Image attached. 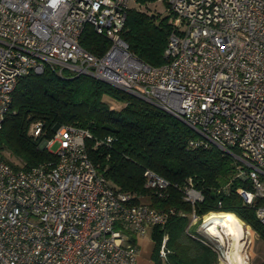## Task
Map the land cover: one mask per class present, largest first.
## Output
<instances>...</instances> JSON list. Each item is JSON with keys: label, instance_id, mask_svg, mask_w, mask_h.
I'll list each match as a JSON object with an SVG mask.
<instances>
[{"label": "built area", "instance_id": "2783aa9c", "mask_svg": "<svg viewBox=\"0 0 264 264\" xmlns=\"http://www.w3.org/2000/svg\"><path fill=\"white\" fill-rule=\"evenodd\" d=\"M130 2L0 0V130L20 77L46 67L89 76L182 121L194 134L189 148L212 146L238 163L236 176L251 185L238 190L245 205L263 198L264 0H165L171 32L158 67L121 39ZM85 26L109 41L102 55L80 46ZM43 134L41 122L29 129L35 139ZM91 138L88 129L61 125L38 145L53 160L15 170L0 159V264H139L136 240L164 227L171 210L114 191L88 157ZM96 142L109 146L112 138ZM143 176L160 195L169 186L151 170ZM183 195L192 206L202 200L191 185ZM212 214L193 210L189 220L200 223L220 260L224 253L203 228ZM255 215L264 227V205Z\"/></svg>", "mask_w": 264, "mask_h": 264}, {"label": "trees", "instance_id": "16d2710c", "mask_svg": "<svg viewBox=\"0 0 264 264\" xmlns=\"http://www.w3.org/2000/svg\"><path fill=\"white\" fill-rule=\"evenodd\" d=\"M131 1L134 4L128 7L121 39L137 59L161 66L167 62L164 51L171 32L170 16L142 8L154 0ZM79 44L100 56L109 41L85 26ZM37 122L42 123L44 134L35 139L29 129ZM57 125L90 131L92 138L85 144L88 157L114 191L130 194L133 203L146 198L153 209L171 210L164 227L151 229L153 264H217V253L206 239L186 230L193 210L198 217L210 212L230 213L249 226L259 249L253 259L259 264L264 253V227L255 212L264 205V197L245 205L238 190L250 191L251 185L248 179L236 176L238 163L212 146L189 148L194 134L182 121L100 80L69 76L66 71L59 75L46 67L41 74L30 72L17 80L10 111L0 130V159L15 170L53 160L38 145L52 136ZM108 136L112 138L109 146H95L97 140ZM3 152L14 160L6 159ZM145 170L169 183L162 195L145 187ZM189 185L202 195L194 206L183 198ZM164 236L163 260L159 249ZM130 242H135L134 237Z\"/></svg>", "mask_w": 264, "mask_h": 264}, {"label": "rangeland", "instance_id": "374dc122", "mask_svg": "<svg viewBox=\"0 0 264 264\" xmlns=\"http://www.w3.org/2000/svg\"><path fill=\"white\" fill-rule=\"evenodd\" d=\"M130 4L133 5L134 2L131 1ZM142 8L146 10L148 9L151 12H156L162 17L168 15L165 0H160V1L154 0L152 2H148L145 6H142ZM55 148L56 146L52 147V150H55ZM2 154L6 159H9L12 161L14 160V158L11 157L8 152H3ZM262 183L264 184V179H262ZM236 219L238 221L236 220L235 222L234 220L233 221L231 220L232 223L230 222L231 224H229V229L231 230L233 235H231V238L227 239L226 244H225L226 248L229 249V251L231 250L230 252L233 258L231 260V263L232 264H256L254 262L253 255L257 253L259 249L256 248V243H254L255 242L254 239H256L255 236H253L254 232H253V235H251V230H249L248 228L245 229L237 217ZM199 224H200L199 222L192 223L189 220L186 230L188 229L191 231L193 230L194 232L201 235L202 233L200 231ZM245 235L249 236V238H246ZM211 242L215 244L217 243L221 251L225 253L224 247L220 245L218 241L213 242V240H211ZM152 247L153 245L150 242L141 246V249L139 250V254H138V261L140 264H150L151 263L150 254L152 251ZM225 260H226V256L224 254L223 257L221 256L220 260L217 259V264H223ZM259 261L261 262V263L259 262V264H264V253L260 257ZM162 264H166V263L163 262Z\"/></svg>", "mask_w": 264, "mask_h": 264}, {"label": "bare ground", "instance_id": "6f19581e", "mask_svg": "<svg viewBox=\"0 0 264 264\" xmlns=\"http://www.w3.org/2000/svg\"><path fill=\"white\" fill-rule=\"evenodd\" d=\"M207 220V223L203 225L204 231L210 237L215 238V240H217L219 244L224 247L226 260L223 264H232L231 260L233 258L230 252L231 250L229 251V249L226 248L225 244L227 239L231 238V235H233V233L229 229V224L232 223L231 220H234L236 222V217L230 213H217L210 215Z\"/></svg>", "mask_w": 264, "mask_h": 264}, {"label": "crops", "instance_id": "0c3cea01", "mask_svg": "<svg viewBox=\"0 0 264 264\" xmlns=\"http://www.w3.org/2000/svg\"><path fill=\"white\" fill-rule=\"evenodd\" d=\"M147 200H148V199H146V198H142V199H141L142 202L148 204V201H147ZM151 229H152V228H147L145 234H143L142 236H140V237L136 240V243H137V245H138L139 250L141 249V246H142V245H145V244L148 243V242L152 243V245H153V242L151 241V238H150ZM152 250H153V247H152ZM151 253H152V251H151ZM150 256H151V254H150ZM150 260H151V259H150ZM139 264H140V263H139ZM150 264H153L152 261H151Z\"/></svg>", "mask_w": 264, "mask_h": 264}, {"label": "water", "instance_id": "95a60500", "mask_svg": "<svg viewBox=\"0 0 264 264\" xmlns=\"http://www.w3.org/2000/svg\"><path fill=\"white\" fill-rule=\"evenodd\" d=\"M58 128V125L54 127V131Z\"/></svg>", "mask_w": 264, "mask_h": 264}]
</instances>
